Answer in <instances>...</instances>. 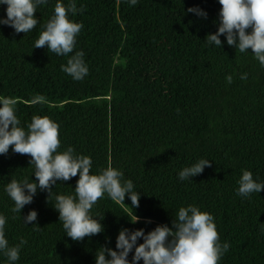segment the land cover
I'll list each match as a JSON object with an SVG mask.
<instances>
[{
	"label": "trees",
	"instance_id": "1",
	"mask_svg": "<svg viewBox=\"0 0 264 264\" xmlns=\"http://www.w3.org/2000/svg\"><path fill=\"white\" fill-rule=\"evenodd\" d=\"M75 2L83 12L70 18L83 28L74 52L84 53L88 75L75 81L61 71L69 57L33 49L57 3L48 0L34 14L40 23L27 34L0 26V97L16 99L25 128L37 115L57 122L58 151L72 147L90 156L91 174L108 166L122 171L141 192L134 210L140 222L128 223L133 209L105 196L92 209L104 216L105 231L81 242L66 237L52 205L56 195H74L77 176L58 182L49 203L47 193L38 192L21 215L36 210L39 228L25 226L4 187L12 179L34 180V166L30 157L10 150L0 156V214L7 217L9 244L26 241L16 264H94L99 247L115 248L121 228L170 226L189 204L211 214L220 241L230 245L219 264H264V190L247 198L235 191L242 169L264 182V67L251 50L228 47L223 36L222 49L204 40L216 31L217 0ZM193 6L207 18L184 15ZM37 95L43 100L33 103ZM201 158L212 166L193 181L177 179ZM125 204L130 206L127 197ZM0 264H7L3 255Z\"/></svg>",
	"mask_w": 264,
	"mask_h": 264
},
{
	"label": "clouds",
	"instance_id": "2",
	"mask_svg": "<svg viewBox=\"0 0 264 264\" xmlns=\"http://www.w3.org/2000/svg\"><path fill=\"white\" fill-rule=\"evenodd\" d=\"M128 2L134 6L138 0ZM217 2L221 7L216 31L206 35L204 40L222 49L223 36L228 47L238 49L240 53L249 54L251 50L254 59L264 67V0ZM47 4L48 0H0V7L5 10V15L0 17V26L10 27L17 34H27L40 23L34 15L37 9ZM77 12L82 13L83 7L78 9L75 0H69L66 5L57 0L53 14L42 26L33 49L44 48L57 56L69 57L66 64L61 65V71L80 81L88 75L89 68L84 53L74 52L76 38L83 28L81 23L70 18ZM185 14L207 18V12L198 6L189 7ZM246 78V73L241 76V79ZM226 79L228 83L232 82L230 75ZM41 100L43 97L37 95L32 102ZM16 103L13 97H0V156H7L11 150L14 154L30 157L29 165L34 166L31 176L34 180L12 179L4 187V192L14 204L12 212L20 214L25 226L31 223L39 228L33 223L38 217L36 210H30L26 216L21 215L24 207L33 203L38 192H46L49 203L58 182L64 184L77 176L74 195H56L52 205L66 237L73 242H81L105 231L104 216L92 214L97 201L105 196L133 209V213L126 216L128 223L135 225L140 222L134 210L139 207L141 192L135 190L131 180L124 179L122 171L108 166L97 174H91L93 162L90 156L76 154L72 147L58 151L61 141L57 122L37 115L25 128L17 117ZM212 163L198 159L182 168L177 179L181 182L192 180ZM241 173L235 189L238 196L247 198L264 190V182L254 179L250 171L242 169ZM126 197L130 206L125 204ZM6 223L7 217L0 214V255L6 258L7 264H16L26 241L21 239L18 244L10 245L5 234ZM229 247L227 242L220 241L213 216L189 204L178 209L170 226L159 224L147 232L143 228H121L115 239V248L99 247L95 251L94 264H219Z\"/></svg>",
	"mask_w": 264,
	"mask_h": 264
}]
</instances>
